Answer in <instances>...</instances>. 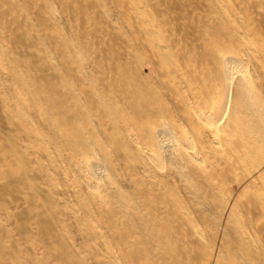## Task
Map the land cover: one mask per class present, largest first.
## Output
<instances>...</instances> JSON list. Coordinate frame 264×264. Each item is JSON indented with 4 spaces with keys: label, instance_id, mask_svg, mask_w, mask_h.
<instances>
[{
    "label": "rangeland",
    "instance_id": "1",
    "mask_svg": "<svg viewBox=\"0 0 264 264\" xmlns=\"http://www.w3.org/2000/svg\"><path fill=\"white\" fill-rule=\"evenodd\" d=\"M0 264H264V0H0Z\"/></svg>",
    "mask_w": 264,
    "mask_h": 264
},
{
    "label": "bare ground",
    "instance_id": "2",
    "mask_svg": "<svg viewBox=\"0 0 264 264\" xmlns=\"http://www.w3.org/2000/svg\"><path fill=\"white\" fill-rule=\"evenodd\" d=\"M221 70H222V72H221L222 75H221V76H222V78H223V80H224L225 77H226V72L223 71L224 69H221ZM226 79H227V78H226ZM158 132H159V131H158Z\"/></svg>",
    "mask_w": 264,
    "mask_h": 264
}]
</instances>
